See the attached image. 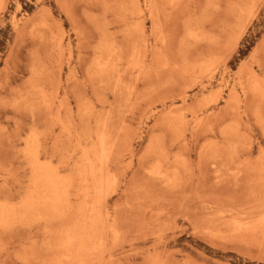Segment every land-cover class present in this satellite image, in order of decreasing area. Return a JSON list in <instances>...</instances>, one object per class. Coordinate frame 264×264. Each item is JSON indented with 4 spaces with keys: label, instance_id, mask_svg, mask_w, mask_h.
<instances>
[{
    "label": "rangeland",
    "instance_id": "obj_1",
    "mask_svg": "<svg viewBox=\"0 0 264 264\" xmlns=\"http://www.w3.org/2000/svg\"><path fill=\"white\" fill-rule=\"evenodd\" d=\"M0 264H264V0H0Z\"/></svg>",
    "mask_w": 264,
    "mask_h": 264
},
{
    "label": "bare ground",
    "instance_id": "obj_2",
    "mask_svg": "<svg viewBox=\"0 0 264 264\" xmlns=\"http://www.w3.org/2000/svg\"><path fill=\"white\" fill-rule=\"evenodd\" d=\"M104 161V160H103Z\"/></svg>",
    "mask_w": 264,
    "mask_h": 264
}]
</instances>
